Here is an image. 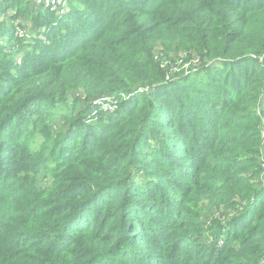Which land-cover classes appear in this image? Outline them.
Instances as JSON below:
<instances>
[{"label":"trees","instance_id":"trees-1","mask_svg":"<svg viewBox=\"0 0 264 264\" xmlns=\"http://www.w3.org/2000/svg\"><path fill=\"white\" fill-rule=\"evenodd\" d=\"M69 3L0 6V264L263 262L264 0Z\"/></svg>","mask_w":264,"mask_h":264},{"label":"rangeland","instance_id":"rangeland-1","mask_svg":"<svg viewBox=\"0 0 264 264\" xmlns=\"http://www.w3.org/2000/svg\"><path fill=\"white\" fill-rule=\"evenodd\" d=\"M3 1H6V0H0V6ZM48 1L49 2H44V0H26V2L29 5L28 9L25 10L24 13L20 14L17 17L16 22L13 25L14 34L16 38L22 40L24 43H28L33 38L36 37V34L38 33V31L30 23V17H32L33 15L41 13V12H45L46 10L55 12L56 15H63L64 13H67L69 11L70 0H52V1L48 0ZM9 13L11 14V12ZM8 17L10 18L11 15L10 16L5 15L6 19ZM9 22L11 21H8L7 25L9 24ZM172 57H173V53H172ZM183 57L185 56L183 55ZM168 59H170L169 56H168ZM174 59L173 61L177 62V58L175 56H174ZM162 61L164 62V60ZM178 64L180 65L181 62H178ZM186 69H188V65L183 64L181 70H186ZM261 105L264 106V103H262ZM83 107H84V104L80 105L79 109L82 110ZM118 107H119V99H116L111 96H106L105 98L99 99L98 103L95 106H93L94 109L91 110L92 113L89 114V117H88L89 124L91 125L93 124L96 127L97 124H100V121L102 120L106 121L107 123L108 117L112 116L111 114H113L118 109ZM34 111L35 109L32 108L27 112V114H32ZM98 111H101V116L97 114ZM51 123L53 124V127L57 130L59 124L56 123V120H54ZM262 138L264 140V133L262 135ZM260 162H261V165H260L261 169L264 172V150L260 156ZM52 177H53L52 173H48L45 170H41L37 178V183L42 182L43 186H45L52 180ZM138 182H139L138 184L143 187L146 184V181L141 176L138 177ZM258 185H259V188L264 189V181H260ZM214 219H217V220L219 219V213H217L215 209H213L211 215L204 213L201 218L204 229H208V227L211 226L212 220ZM227 230H228V227L224 231H227ZM212 237H214V232H211L208 236H206V243H211ZM221 237L223 238V236ZM221 243L222 241L219 243V246L221 245ZM260 264H264V261L261 262Z\"/></svg>","mask_w":264,"mask_h":264},{"label":"built area","instance_id":"built-area-1","mask_svg":"<svg viewBox=\"0 0 264 264\" xmlns=\"http://www.w3.org/2000/svg\"><path fill=\"white\" fill-rule=\"evenodd\" d=\"M52 1V0H51ZM44 2H49L48 0H44ZM98 103V100H97V102H95L94 104H97Z\"/></svg>","mask_w":264,"mask_h":264}]
</instances>
